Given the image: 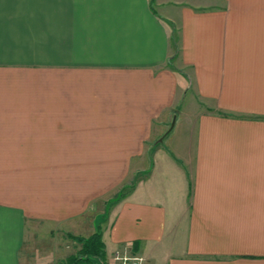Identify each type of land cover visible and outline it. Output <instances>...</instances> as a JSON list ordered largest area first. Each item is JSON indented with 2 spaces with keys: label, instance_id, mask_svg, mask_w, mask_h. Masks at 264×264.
Instances as JSON below:
<instances>
[{
  "label": "crops",
  "instance_id": "1",
  "mask_svg": "<svg viewBox=\"0 0 264 264\" xmlns=\"http://www.w3.org/2000/svg\"><path fill=\"white\" fill-rule=\"evenodd\" d=\"M81 157L135 168L82 201ZM53 223L106 264H264V0H0V264L64 260Z\"/></svg>",
  "mask_w": 264,
  "mask_h": 264
},
{
  "label": "rangeland",
  "instance_id": "2",
  "mask_svg": "<svg viewBox=\"0 0 264 264\" xmlns=\"http://www.w3.org/2000/svg\"><path fill=\"white\" fill-rule=\"evenodd\" d=\"M172 121H173V118H172ZM171 123H170L169 129H171ZM144 160H145L144 161L145 165L149 167L151 160H149V158L148 159L145 158ZM67 161L68 159H66L65 162ZM133 161H134V158H131V157L130 158H120V157H109V158L81 157V158H78L79 172L81 174L80 184L82 185V186L80 185L81 186L80 187V199L83 201L84 199H87L89 196L91 197V193L95 189L90 190L89 186L94 184L95 182L101 185L110 184V185H107V187L110 188L112 186L115 187L116 185H118L122 177H124V179L126 178L129 179L131 177L130 172L126 174L125 170H126V167L129 169L135 168L133 167V163H132ZM127 182H130V180H127ZM126 190L127 189H123L122 192H125ZM36 223H37L36 225L39 227V230H38L39 234L44 235L47 238L46 226H44L43 224V226L41 227L39 226L40 222H36ZM55 224L56 223H53V225H51V228L49 227L48 228L53 229V233H51L53 234L52 237L54 239L56 238L58 239V244L60 246H57L56 248H59V249L62 248L66 252L65 255L67 254L69 255L70 253L75 252L76 247H74L72 241L68 240L66 236H62L61 232L56 230ZM120 254L127 255L124 252L123 253L121 252Z\"/></svg>",
  "mask_w": 264,
  "mask_h": 264
},
{
  "label": "trees",
  "instance_id": "3",
  "mask_svg": "<svg viewBox=\"0 0 264 264\" xmlns=\"http://www.w3.org/2000/svg\"><path fill=\"white\" fill-rule=\"evenodd\" d=\"M76 244L75 252L58 264H105L106 252L101 232L96 230L89 237L68 236Z\"/></svg>",
  "mask_w": 264,
  "mask_h": 264
},
{
  "label": "built area",
  "instance_id": "4",
  "mask_svg": "<svg viewBox=\"0 0 264 264\" xmlns=\"http://www.w3.org/2000/svg\"><path fill=\"white\" fill-rule=\"evenodd\" d=\"M114 264H142L143 259L136 256H127L115 253L113 257Z\"/></svg>",
  "mask_w": 264,
  "mask_h": 264
},
{
  "label": "water",
  "instance_id": "5",
  "mask_svg": "<svg viewBox=\"0 0 264 264\" xmlns=\"http://www.w3.org/2000/svg\"><path fill=\"white\" fill-rule=\"evenodd\" d=\"M174 118H173V121H172V123H171V128L173 127V125H174ZM161 141V139L158 141V142H160Z\"/></svg>",
  "mask_w": 264,
  "mask_h": 264
}]
</instances>
